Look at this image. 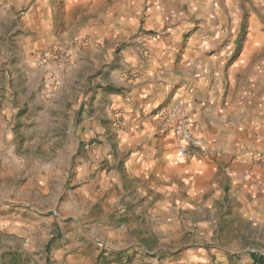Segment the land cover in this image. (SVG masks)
<instances>
[{
	"label": "rangeland",
	"instance_id": "1",
	"mask_svg": "<svg viewBox=\"0 0 264 264\" xmlns=\"http://www.w3.org/2000/svg\"><path fill=\"white\" fill-rule=\"evenodd\" d=\"M209 51L234 136L196 137L175 95L113 105L148 54L178 93L172 69ZM263 72L264 0H0V264H264V198L233 185L264 187ZM172 109L202 146L186 160Z\"/></svg>",
	"mask_w": 264,
	"mask_h": 264
},
{
	"label": "crops",
	"instance_id": "2",
	"mask_svg": "<svg viewBox=\"0 0 264 264\" xmlns=\"http://www.w3.org/2000/svg\"><path fill=\"white\" fill-rule=\"evenodd\" d=\"M202 50H204V47ZM205 51L207 50L205 49ZM210 53L212 52L209 51L206 54L207 56L202 53L195 55L191 65L188 67V77H183V81L186 80L184 83L180 81L182 78L180 77L182 73L181 69H172L179 75L174 76L175 74H173L175 78L174 81L178 82V93L170 91V80L168 82L166 80L168 77L170 79L172 78V73H170L171 69H168L169 67L167 68V65H165L167 60H165L166 55L159 52V55L153 58L148 54L145 61L149 62V64H146L145 68H141L140 71L132 67L131 74L133 75V72H136V76H133V82L129 87L130 90L123 99H114L113 105H115L123 116L127 115L133 117L138 116L142 111L148 113L152 112L155 107L159 105V101H161L162 98L165 100L167 95H175L177 101L181 102L182 109L187 112L189 118H192V124L195 123V126L192 125V130L196 137L206 140L207 138L205 139L204 136L206 137V135L211 134L210 129H212L213 136L220 139L222 135H226V127L229 128L230 136H234V128L236 127L232 128L231 125L221 122L217 114L211 112L215 107L219 109L222 95L218 91L219 84H211L212 80L215 81L220 73V65L217 63L218 58ZM205 60H207V62ZM172 63L175 64L174 61H172ZM205 63H209L211 70L205 66L203 67ZM216 63L218 65L217 67ZM123 66L126 65L123 64ZM159 66H163L164 70H157ZM261 81L264 83V72L261 74ZM230 99L231 96H228L225 100L228 101ZM237 103V101H234V108H237ZM208 125L210 127H208ZM253 134L255 137L264 138V133H259V131L255 129H253ZM242 162H247V160L245 159ZM245 168H247V166H245ZM244 174L245 175H235L233 178V185L235 187L239 186L242 193L245 195L253 194L257 199H260V197L264 198V187L260 185L258 179L252 180L253 178L251 175H248V173Z\"/></svg>",
	"mask_w": 264,
	"mask_h": 264
},
{
	"label": "built area",
	"instance_id": "3",
	"mask_svg": "<svg viewBox=\"0 0 264 264\" xmlns=\"http://www.w3.org/2000/svg\"><path fill=\"white\" fill-rule=\"evenodd\" d=\"M156 118L160 123L163 131H169L179 141L177 156L186 160L191 156V152L195 149L202 150V146L195 139L190 129V125L180 109L159 110Z\"/></svg>",
	"mask_w": 264,
	"mask_h": 264
},
{
	"label": "trees",
	"instance_id": "4",
	"mask_svg": "<svg viewBox=\"0 0 264 264\" xmlns=\"http://www.w3.org/2000/svg\"><path fill=\"white\" fill-rule=\"evenodd\" d=\"M254 261H255V262H260V263H262L264 260H263V258H261V257H260V258H256V257H255V258H254Z\"/></svg>",
	"mask_w": 264,
	"mask_h": 264
}]
</instances>
